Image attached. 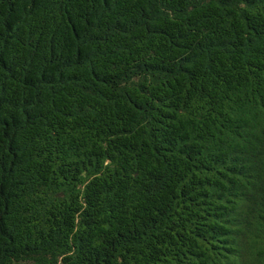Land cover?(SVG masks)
<instances>
[{"label": "trees", "instance_id": "obj_1", "mask_svg": "<svg viewBox=\"0 0 264 264\" xmlns=\"http://www.w3.org/2000/svg\"><path fill=\"white\" fill-rule=\"evenodd\" d=\"M0 264H264V0H0Z\"/></svg>", "mask_w": 264, "mask_h": 264}]
</instances>
